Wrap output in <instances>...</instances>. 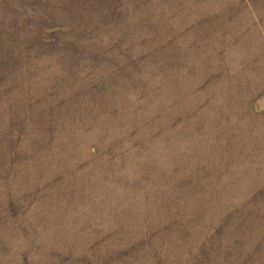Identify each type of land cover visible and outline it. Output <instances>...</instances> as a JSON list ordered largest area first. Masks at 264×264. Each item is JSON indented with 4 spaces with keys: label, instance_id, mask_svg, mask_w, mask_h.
Returning a JSON list of instances; mask_svg holds the SVG:
<instances>
[{
    "label": "rangeland",
    "instance_id": "1",
    "mask_svg": "<svg viewBox=\"0 0 264 264\" xmlns=\"http://www.w3.org/2000/svg\"><path fill=\"white\" fill-rule=\"evenodd\" d=\"M0 264H264V0H0Z\"/></svg>",
    "mask_w": 264,
    "mask_h": 264
}]
</instances>
